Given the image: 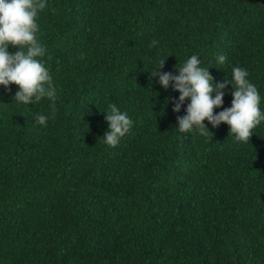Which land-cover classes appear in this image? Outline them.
<instances>
[{
  "label": "trees",
  "instance_id": "trees-1",
  "mask_svg": "<svg viewBox=\"0 0 264 264\" xmlns=\"http://www.w3.org/2000/svg\"><path fill=\"white\" fill-rule=\"evenodd\" d=\"M37 23L55 116L0 85V264H264V121L248 143L223 122L180 133L188 99L173 112L179 92L149 73L241 67L264 112V1L47 0ZM109 104L133 121L115 147Z\"/></svg>",
  "mask_w": 264,
  "mask_h": 264
},
{
  "label": "clouds",
  "instance_id": "clouds-1",
  "mask_svg": "<svg viewBox=\"0 0 264 264\" xmlns=\"http://www.w3.org/2000/svg\"><path fill=\"white\" fill-rule=\"evenodd\" d=\"M47 7V0H0V85L7 88L10 84L18 86L13 99L17 103L28 105L38 103L47 97L52 101V115L55 116L56 88L49 69L42 61L46 49L39 42L37 33L40 31L37 23L39 14ZM55 11V9H53ZM158 42L152 41L151 46ZM9 46L17 51L9 53ZM170 55V54H169ZM198 56H190L180 67L177 75L171 72H160L163 68V58L158 67L152 70L151 77H159V83L164 89L169 87L179 92L173 101V112H179L181 105L188 99L186 114L177 116L178 131L191 133L194 129L201 136L213 137L205 125L207 120L213 128L222 122L229 126V133L238 142L248 143L253 129L264 121V112L259 105L261 97L256 86L247 78L249 73L241 67L232 69L231 82L213 83L209 68L200 67ZM226 57H217V63L224 64ZM151 82V81H150ZM233 87L231 106L214 113V108L223 104L222 91L226 85ZM215 92V96L212 93ZM165 103H167V98ZM108 123L103 135V143L115 147L119 140L133 126L127 113L119 111L115 104L108 105V111L103 112ZM49 117L37 115L35 121L40 126H46Z\"/></svg>",
  "mask_w": 264,
  "mask_h": 264
},
{
  "label": "water",
  "instance_id": "water-1",
  "mask_svg": "<svg viewBox=\"0 0 264 264\" xmlns=\"http://www.w3.org/2000/svg\"><path fill=\"white\" fill-rule=\"evenodd\" d=\"M255 1H257V0H255ZM260 1H264V0H260Z\"/></svg>",
  "mask_w": 264,
  "mask_h": 264
}]
</instances>
